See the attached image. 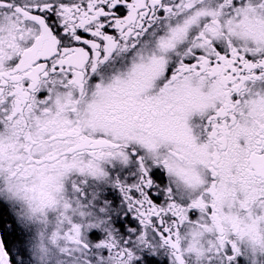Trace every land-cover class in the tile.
<instances>
[{"label": "snow or ice", "instance_id": "6c2138e0", "mask_svg": "<svg viewBox=\"0 0 264 264\" xmlns=\"http://www.w3.org/2000/svg\"><path fill=\"white\" fill-rule=\"evenodd\" d=\"M0 264H264V0H0Z\"/></svg>", "mask_w": 264, "mask_h": 264}]
</instances>
